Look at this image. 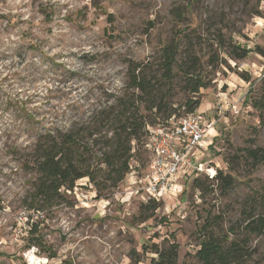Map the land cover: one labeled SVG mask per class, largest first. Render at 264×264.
I'll use <instances>...</instances> for the list:
<instances>
[{
	"label": "rangeland",
	"instance_id": "1",
	"mask_svg": "<svg viewBox=\"0 0 264 264\" xmlns=\"http://www.w3.org/2000/svg\"><path fill=\"white\" fill-rule=\"evenodd\" d=\"M178 26L196 29L178 59L192 44L210 81L200 99L216 124L204 139L212 146L203 162L234 176V188L202 197L187 182L143 222L139 209L147 203L129 194L149 168L142 149L125 180L102 198L85 178L76 192L92 201L67 193L51 211L28 209L40 138L90 123L127 93L129 63L158 66ZM219 34L248 56L232 59ZM257 48L264 52V0H0V264H150L156 255L144 247L164 239L178 244L179 264H199L207 215L222 218L214 232L239 228L253 191L264 193V164L235 159L238 149L264 146V110L252 106L264 95V53ZM185 89L180 80L165 88L179 105L190 96ZM250 246L253 264H264V236H252Z\"/></svg>",
	"mask_w": 264,
	"mask_h": 264
},
{
	"label": "trees",
	"instance_id": "2",
	"mask_svg": "<svg viewBox=\"0 0 264 264\" xmlns=\"http://www.w3.org/2000/svg\"><path fill=\"white\" fill-rule=\"evenodd\" d=\"M182 22V18H176ZM196 36V29H174L171 44L163 47L162 62L158 66L149 63L130 62L128 65V92L116 98L80 128L68 130H47L40 138L32 164L37 179L29 194L28 209L42 212L52 210L67 201L66 194L73 192L76 182L88 179L95 188L97 198L115 190L132 169L135 154L146 148L148 129L169 118L181 117L197 111L201 105V90L210 81L202 74V62L193 52L192 44L187 47V58L178 59L182 41ZM221 48L228 55L240 61L249 51L239 46L227 44L219 34ZM259 53H264L257 48ZM211 55L209 66L217 68L219 61ZM177 69V71H176ZM247 79V78H246ZM184 81L188 98L182 104H175L170 90L165 88L176 81ZM253 108L264 110V95L253 101ZM264 125V119L260 117ZM237 163H250L253 168L264 164V146H251L237 150ZM231 163V162H230ZM205 178V181L201 179ZM188 184L203 196L220 192L225 195L231 191L236 179L231 174L216 170L211 177L207 174L194 175ZM160 202L149 201L139 209L141 221L145 222L159 209ZM248 210L241 213L239 228L230 227L225 233L213 229L222 221L221 216L208 214L204 220L202 238L195 257L199 264H253L256 250L250 246L252 236H264V193L253 191ZM144 212L150 213L144 215ZM156 258L150 264H179V246L169 239L150 248L144 247ZM264 259V257H263ZM188 264V263H184Z\"/></svg>",
	"mask_w": 264,
	"mask_h": 264
},
{
	"label": "built area",
	"instance_id": "3",
	"mask_svg": "<svg viewBox=\"0 0 264 264\" xmlns=\"http://www.w3.org/2000/svg\"><path fill=\"white\" fill-rule=\"evenodd\" d=\"M215 124L214 120H208L204 114L195 111L181 117L173 116L150 127L146 136V148L151 155L149 168L143 177L134 181L129 194L143 196L144 203L161 202L166 196L182 192L183 185L194 175L212 177L215 170L201 157L208 150L204 139ZM68 193L81 196L84 201L93 199L88 194H79L76 188Z\"/></svg>",
	"mask_w": 264,
	"mask_h": 264
},
{
	"label": "crops",
	"instance_id": "4",
	"mask_svg": "<svg viewBox=\"0 0 264 264\" xmlns=\"http://www.w3.org/2000/svg\"><path fill=\"white\" fill-rule=\"evenodd\" d=\"M205 107L207 108V106H206V105H204V104H201V105H200V107H199V109H198L197 111H198V112H200V113H202V114H204V115H205V117H206V118L209 120V118H210V117H207V114H208L210 111H209V110H207ZM211 113H212V112H211ZM209 137H211V138L213 137V138H214V136H212V135H211V136H209ZM204 145H205V146H206V148L208 149L209 147H211V146H212V143H210V144H208V145H207V144L204 142ZM201 155H202V154H200V155H199V158L201 157ZM201 158H204V156H203V157H201Z\"/></svg>",
	"mask_w": 264,
	"mask_h": 264
},
{
	"label": "bare ground",
	"instance_id": "5",
	"mask_svg": "<svg viewBox=\"0 0 264 264\" xmlns=\"http://www.w3.org/2000/svg\"><path fill=\"white\" fill-rule=\"evenodd\" d=\"M35 263H36V261H35ZM36 264H39V262H37Z\"/></svg>",
	"mask_w": 264,
	"mask_h": 264
}]
</instances>
